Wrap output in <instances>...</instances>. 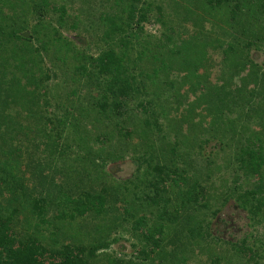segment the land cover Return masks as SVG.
I'll list each match as a JSON object with an SVG mask.
<instances>
[{"label":"rangeland","instance_id":"374dc122","mask_svg":"<svg viewBox=\"0 0 264 264\" xmlns=\"http://www.w3.org/2000/svg\"><path fill=\"white\" fill-rule=\"evenodd\" d=\"M130 7L148 20L138 39L124 40L126 51L121 33L112 27L125 20ZM15 29L27 41L13 40L9 50L3 49L8 56L0 57V106H9L0 118V161L13 165L25 201L0 187V207L6 217L18 210L11 228L22 241L33 238L49 250H87L92 243L113 241L103 251L113 257L112 264L117 259L140 264L134 249L140 242L126 230L117 231L116 225L111 228L92 215L74 221L59 215L83 191L106 190L114 207L126 199L138 218L145 214L142 199L152 188L149 173L159 165L181 170L183 161L217 197L216 190L224 191L226 181L234 178L233 170L241 174L234 160L240 141L258 137L264 150L262 86L257 90L261 95L247 106L234 103L251 97L247 90L255 82L248 78L250 63L264 75V40L254 39L264 38V0H0V43ZM253 40L257 42L251 45ZM41 44L45 48L39 54ZM106 52L119 59L128 55V70L143 56L132 72L143 71L144 77L153 70L148 60L163 56L166 73L150 85L153 106L144 107L161 125L152 136L144 109L138 107L142 101L128 99L121 111H114L109 82L89 77V58ZM48 115L54 130L46 125ZM50 134L53 139L60 134L55 140L63 150L57 151ZM221 134L225 136L219 138ZM164 137L168 139L160 141ZM34 205L43 207L42 219ZM219 209L215 219L209 218L216 245H183L174 264H215V254L217 264L244 263L229 260L228 244L264 228L254 231L248 213L234 200ZM173 241H164L167 253Z\"/></svg>","mask_w":264,"mask_h":264},{"label":"trees","instance_id":"16d2710c","mask_svg":"<svg viewBox=\"0 0 264 264\" xmlns=\"http://www.w3.org/2000/svg\"><path fill=\"white\" fill-rule=\"evenodd\" d=\"M217 5L221 6L219 2ZM137 11L135 8L130 7L125 20L120 21L119 25L113 24L112 30L116 33L119 31L121 33L119 38L123 41L130 38L138 39L139 35L143 34V24L148 18ZM135 29L137 30L135 31ZM125 36L129 38H125ZM5 37L6 40L0 43V57L2 58H4V55L5 57L8 56V53L3 49L9 50L8 45L10 42L15 41V39L27 41L20 37L16 29L11 34H6ZM254 39L260 42L264 40L262 36L255 37ZM255 40L251 42V45L257 42ZM124 43V49L127 51V41H124ZM44 48L41 44L40 50H37L38 53L41 54ZM161 50L163 51V49ZM129 51H131V48ZM177 53L181 56L183 54L181 50H178ZM241 54L244 55L245 52L242 51ZM127 57L128 55L125 58L122 57L123 59H119L116 56L114 57L111 52H106L101 53L98 57L89 58V68L91 70L89 77L96 76L98 78L99 76L109 82L108 89L112 97V108L114 111H121V106L128 99L142 101L138 102V107H142L143 109L147 107L149 109L153 106L149 100L152 95L150 85L161 82L159 78H163L164 75L162 73H166L163 56H154L152 60H148L151 61L152 65L150 69L154 71L152 70L151 74L147 73L145 77L143 76V71L138 72L137 75L132 72L137 66L135 62L139 64L143 62L141 58L143 56L135 60L132 70H128L124 63ZM158 63L159 67H157ZM250 65L252 67L248 78H252L255 85L253 84V89L247 90V94L251 95L250 99L244 101V98L241 97L238 99L239 102H234L237 108H240L241 105L242 109V106H247L249 101L255 100V97L261 95V93L257 94L259 86H262L263 89H261L264 90V75L257 66H253V63H250ZM86 76H88L87 73ZM166 85L174 90L171 83H167ZM234 95L236 96V94ZM46 105L44 102V106ZM2 106H0V118L9 108L7 104H4V108ZM125 106L128 107V103ZM148 109H144V113L146 114L144 123L149 131L151 130L152 136L160 130L161 125L158 122L159 120L149 113ZM260 114H263L261 110L258 115ZM49 115L46 119V125L48 127L52 126V130H54V124ZM7 118L11 117L7 116ZM57 132L60 133L58 130ZM222 134L221 136H217L223 138L225 135L222 136ZM49 138L53 139L51 134ZM55 139L60 140V134ZM55 139H53L54 147L57 148V151L63 150L59 141ZM167 139V137L160 138V141ZM240 142L242 144L238 146L239 156L234 160H236L235 163H237L241 174L233 170L235 173L234 178L226 181L224 191L222 189L219 192L216 190L217 197L213 189L208 188L207 185H203L202 179H199V176L192 173L190 168L187 169L189 167L187 161H183L181 170L177 167L159 165L149 173L148 176L153 178L150 181L152 188L150 189V194L145 193L142 199V203L147 206L142 211L145 214L138 218L133 213L134 210L131 211L125 201L126 199L120 200L119 204L121 207L119 206L118 209L114 207L110 203V197L106 195L107 192L105 190L104 192L83 191L80 198L74 199L73 202H70L66 206L64 211L66 213L59 215L60 220L74 221L92 215L95 219L105 220L112 224L111 228H114V225H116L117 231L126 230L133 238L138 239L140 242L139 245H134L135 252L137 253L136 259L140 264H148L150 261H152L151 264H154L156 260L159 261L158 264H174L173 259L178 257L183 245L193 244L196 247L199 245H216L218 241L212 235L209 218L215 219L220 212L219 208H223L230 200H234L239 208L248 213L251 227L254 231L260 227L264 228V150L260 146L262 140L258 137H252L247 141ZM67 155L68 152L62 154L63 157ZM1 156H3V153H0V158ZM156 158L160 159L159 152ZM168 160L171 159L168 158ZM175 162L177 161L174 160V164ZM143 163L149 165V161L146 158ZM75 170L77 171V169ZM230 182L231 184L229 185ZM0 187L6 192L14 194L17 201H25V188L18 175L14 173L13 165L1 161ZM218 206L220 207L217 208ZM33 207L38 217L42 219L44 217L43 207L40 205H34ZM11 212L6 217L3 209L0 207V264H112L113 257H109L104 252L109 249L113 241L112 243L105 241L103 245L92 243L87 250L75 246H65L61 250L45 249L42 245L37 244L35 239L30 238L27 241H22L13 233L11 223L14 216L18 215V210L15 209ZM152 218L156 221L150 220ZM125 225H129L130 227L125 229ZM111 228L108 230V233L111 232ZM102 229L98 228V232L101 233ZM170 237L174 239L173 243L175 245L171 246V250L167 253L165 250L167 244L164 241H168ZM228 247L230 248L229 253H227L229 260L237 258L244 260L243 264H260L264 260V232L261 234L258 232L256 234L251 233L249 237L239 243H229ZM157 255H160V257H156ZM211 258L215 264L220 262V258L216 254L215 257L212 256ZM117 264H132V262L117 259Z\"/></svg>","mask_w":264,"mask_h":264}]
</instances>
